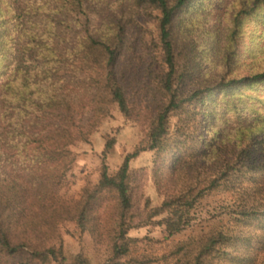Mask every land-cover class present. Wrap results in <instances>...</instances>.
<instances>
[{
	"label": "trees",
	"instance_id": "obj_1",
	"mask_svg": "<svg viewBox=\"0 0 264 264\" xmlns=\"http://www.w3.org/2000/svg\"><path fill=\"white\" fill-rule=\"evenodd\" d=\"M6 1L0 0V264H91L83 253L63 249L59 229L67 221L108 253L102 264L251 263L253 231H264V195L256 196L264 192V161L224 160L213 175L143 208L134 198L130 161L146 148L154 150L155 181L163 190V164L182 145L183 122L199 114L214 120L222 109L243 118L258 115L248 103L260 100L250 91L264 85V69L237 73L235 41L264 0L234 8L224 45L223 33L207 30L206 18L192 11L198 0H132L159 12L155 47L162 59L143 73L122 62L124 26H92L86 0H46L44 27L30 28H21L20 15ZM52 13L72 15L83 27L72 46L50 37ZM116 109L128 119H146V144L114 173L104 164L99 181L87 180L79 197L62 196L76 161L72 146L89 141ZM243 128L240 140L250 138L258 125L245 126V133ZM114 140L105 141V156L114 152ZM219 189L238 204L201 235L163 248L151 236L129 235L133 228L162 226L168 240L186 230L201 200Z\"/></svg>",
	"mask_w": 264,
	"mask_h": 264
},
{
	"label": "rangeland",
	"instance_id": "obj_2",
	"mask_svg": "<svg viewBox=\"0 0 264 264\" xmlns=\"http://www.w3.org/2000/svg\"><path fill=\"white\" fill-rule=\"evenodd\" d=\"M10 8L20 15L21 28H30L41 24L44 27V8L46 0H7ZM253 0H198L192 8L205 17L208 29L223 33L222 45L226 43V32L231 26L235 7H243ZM88 15L92 26L102 25L105 22L122 24L125 29V48L123 64L136 67L143 73L151 62L153 67L158 66L162 59L155 47L158 40V16L155 9L136 7L132 0H86ZM259 15L247 19L243 32L237 37L236 57L238 61L237 73H249L251 69H264V5L258 10ZM49 15V13H48ZM53 16L55 34L50 35L52 40L66 47L72 46L83 27L72 15L51 14ZM202 29H205L202 27ZM210 29V30H211ZM205 31V30H203ZM201 31V32H203ZM128 46V47H127ZM18 54H21L19 51ZM20 60L22 56H19ZM18 57V58H19ZM158 59V60H157ZM144 67V69H143ZM134 74V72L131 71ZM258 94L260 100L251 101L257 110V116L248 118L239 117L234 111L220 110L214 120L207 119L199 114L196 119L186 120V134L182 136V145L175 148L165 160V184L160 190L156 184L155 151L146 148L130 161L135 182L134 198L140 208L146 204L156 206L161 204L166 195L185 189L197 178L213 175L224 160L236 159L239 156L246 162L264 161V144L258 143L264 138V85L259 90L250 91ZM156 103H154L155 105ZM200 107V106H199ZM151 112L149 109L146 114ZM145 115V114H144ZM146 119H128L119 110L113 111V116L103 121L87 142H78L72 146L76 154V161L69 171L64 185L60 189L62 196L79 197L87 180L93 184L100 179L101 168L107 164L110 173L117 171L123 160L135 149L146 144ZM172 125L178 123L177 117L171 118ZM257 124L256 133L251 137L240 140L238 134L242 126ZM243 132H246V128ZM262 129V130H261ZM256 141L251 140L252 136ZM114 138L115 150L104 155L106 140ZM256 142V143H253ZM245 149H248L247 154ZM248 191H252L250 186ZM248 192V193H249ZM264 195L257 193L258 199ZM250 197L251 195L248 194ZM238 204L237 199L230 198L224 189L211 192L204 197L195 209V218L192 224L183 232L171 236L166 240L162 226L148 225L133 228L129 235L134 237L151 236L154 240L163 242L157 246L165 247L167 243L186 239L190 236H199L206 232L220 219H227L226 211ZM60 238L63 249L67 254L83 253L91 264H102L108 257L104 250L96 249L92 236L82 232L75 222L67 221L60 226ZM248 255L253 259L248 264H264V231H253L252 244Z\"/></svg>",
	"mask_w": 264,
	"mask_h": 264
}]
</instances>
